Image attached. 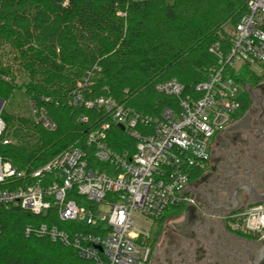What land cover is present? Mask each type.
I'll return each instance as SVG.
<instances>
[{
  "label": "trees",
  "instance_id": "obj_1",
  "mask_svg": "<svg viewBox=\"0 0 264 264\" xmlns=\"http://www.w3.org/2000/svg\"><path fill=\"white\" fill-rule=\"evenodd\" d=\"M247 1L0 0V99L5 102L0 157L29 174L77 146L88 152L91 167L103 169L87 139L105 124L110 125L108 145L132 155L136 141L110 114L71 105L78 84L89 78L88 99L111 97L144 118L157 117L172 99L158 94L155 85L176 78L192 89L203 82L217 64L211 46L225 25H236L246 14ZM17 73L27 83L19 84ZM263 80L250 76L241 82L253 86ZM249 102L247 96L242 109ZM32 104L47 112L56 130L35 123ZM138 130L151 133L153 126L140 122ZM201 175L196 173L192 182ZM172 210L155 221V237L186 207ZM42 224L71 236L99 233L79 222H61L56 207L38 216L0 205V264H89L72 247L47 236H26L27 228Z\"/></svg>",
  "mask_w": 264,
  "mask_h": 264
},
{
  "label": "built area",
  "instance_id": "obj_2",
  "mask_svg": "<svg viewBox=\"0 0 264 264\" xmlns=\"http://www.w3.org/2000/svg\"><path fill=\"white\" fill-rule=\"evenodd\" d=\"M247 12L236 25L227 24L209 52L216 58L207 78L192 89L176 78L157 83L155 91L172 99L157 117H142L111 97L86 98L89 78L79 83L71 105L103 109L136 141L132 155L120 154L107 143L109 124L89 133L87 145L103 169L90 166V155L73 146L42 168L27 173L0 157V205L14 206L46 216L56 207L61 222H79L99 233L73 236L57 226L27 228L26 236L49 237L78 252L89 264H148L152 252L151 228L138 225L135 216L156 220L181 206L200 207L189 188L196 173L210 163L214 137L232 128L241 118L244 94L249 96L241 72L264 77V0H248ZM252 87V86H251ZM243 93V94H241ZM0 137L5 130L1 119ZM36 124L56 130L44 109L30 108ZM82 122L88 118L83 116ZM140 122L152 125L151 133L138 130ZM216 140V139H215ZM8 141H5L7 144ZM85 199L88 211L81 207ZM110 208L108 228H103L100 208ZM186 211V210H185ZM233 228L258 242L264 238V203L251 204L232 217Z\"/></svg>",
  "mask_w": 264,
  "mask_h": 264
},
{
  "label": "flooded vegetation",
  "instance_id": "obj_3",
  "mask_svg": "<svg viewBox=\"0 0 264 264\" xmlns=\"http://www.w3.org/2000/svg\"><path fill=\"white\" fill-rule=\"evenodd\" d=\"M264 80L253 85L241 118L214 144L207 170L195 181L201 208L173 222L152 241L148 264H251L259 242L233 228L232 217L252 204L249 188L264 192ZM261 129L263 132H259ZM208 199L215 205L211 207ZM235 208V212H231Z\"/></svg>",
  "mask_w": 264,
  "mask_h": 264
},
{
  "label": "rangeland",
  "instance_id": "obj_4",
  "mask_svg": "<svg viewBox=\"0 0 264 264\" xmlns=\"http://www.w3.org/2000/svg\"><path fill=\"white\" fill-rule=\"evenodd\" d=\"M136 1H138V0H136ZM241 75H242V78L244 79V81H248L249 82V77H250V75L248 74V72L246 71V70H243L242 72H241ZM17 81H18V83L19 84H22V83H27V77L26 76H24V75H18V73H17ZM241 94H243V93H241ZM245 98H247V95L246 94H244V99ZM25 108H26V113H27V115H28V108H27V103H25ZM215 139H216V137H214V140H213V142L215 141ZM81 207L82 208H84V209H86L87 211H88V209H89V207H90V204L85 200V199H82L81 200ZM100 211H101V213H103L102 215H101V217L102 218H104L105 217V220L104 221H100V224L102 225V227L103 228H108V214H109V212H110V208L109 207H107V206H101V208H100ZM173 212H170V214H172ZM185 213V212H184ZM183 213V214H184ZM180 216H182V215H180ZM169 220H175V221H181V217H171V218H169ZM168 220V221H169ZM135 221H136V223L138 224V225H140V226H142V227H145V228H147V230H149L150 228H151V232H152V237H151V240H150V245L152 246V244L151 243H153L154 241H152L153 239H155V235H156V231H157V226L156 225H154L153 227H151L152 226V221L151 220H147V221H145V219H142L141 217H139L138 215H136L135 216ZM168 221H166L165 222V224L163 225V228H162V231H161V233H160V235L161 234H163V231H167V230H169V229H171L172 228V225L171 224H169L168 223ZM171 230H173V229H171ZM159 233V232H158ZM156 236L157 238H156V242H157V240H158V237H161V236ZM259 244H258V248H257V252H258V250H259ZM256 252V253H257Z\"/></svg>",
  "mask_w": 264,
  "mask_h": 264
},
{
  "label": "water",
  "instance_id": "obj_5",
  "mask_svg": "<svg viewBox=\"0 0 264 264\" xmlns=\"http://www.w3.org/2000/svg\"><path fill=\"white\" fill-rule=\"evenodd\" d=\"M263 87H264V85H260L259 89H262ZM248 94L257 104H259L258 98L256 97V91L251 86L248 87ZM4 104H5V102L0 99V108H2L4 106ZM261 124L264 127V121H261ZM119 128L122 131L125 130V128L122 125H119ZM258 131L259 132H263V131H261V129H258ZM262 134H264V132ZM195 189H196V186L193 187V188H189L188 193L194 194L195 193ZM247 191H248V194L251 197V201H252L253 204H262V203H264V192L256 193L254 188H249ZM208 204L211 207H213V208L215 207V205L209 199H208ZM235 210L236 209L233 208V210L231 212H235ZM196 211H198L197 208L188 207L186 209V211H185V216L187 217L189 214H191L193 212H196ZM259 247L260 248H259L258 252L255 254L254 259L251 261V264H264V238L259 242Z\"/></svg>",
  "mask_w": 264,
  "mask_h": 264
},
{
  "label": "crops",
  "instance_id": "obj_6",
  "mask_svg": "<svg viewBox=\"0 0 264 264\" xmlns=\"http://www.w3.org/2000/svg\"><path fill=\"white\" fill-rule=\"evenodd\" d=\"M220 136H221V134L217 136L215 142L218 141V139L220 138ZM175 212H176V211H175ZM183 213H184V212H183ZM183 213H182V216H179V217H181V221L169 220L168 223L172 225L173 222H179V223H180V222H183V221L185 222V221H186V216H185V213H184V214H183Z\"/></svg>",
  "mask_w": 264,
  "mask_h": 264
}]
</instances>
